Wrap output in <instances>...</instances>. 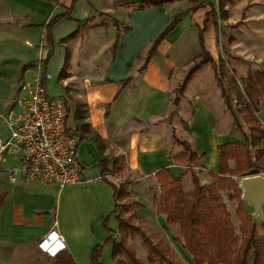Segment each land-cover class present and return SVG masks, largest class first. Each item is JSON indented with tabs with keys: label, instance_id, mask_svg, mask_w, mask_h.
I'll list each match as a JSON object with an SVG mask.
<instances>
[{
	"label": "crops",
	"instance_id": "0c3cea01",
	"mask_svg": "<svg viewBox=\"0 0 264 264\" xmlns=\"http://www.w3.org/2000/svg\"><path fill=\"white\" fill-rule=\"evenodd\" d=\"M135 1L142 0H0V118L16 104L20 110L17 90L46 67L58 83L56 96L68 99L70 130L75 129L76 107L69 96H75L85 100L93 131L122 162L119 173L105 180L97 145L80 140L78 158L86 182L61 189L11 183L8 169L17 162L8 159L0 168V264H56L63 255L74 264H91L93 249L110 237V231L120 241L119 223L111 216V183L120 186L123 175L143 205L139 217L151 223L157 218L173 233L150 200L160 195L156 174L163 169L181 178L184 190L192 181L190 168L174 159L183 151L175 137L194 144L203 155L204 167H192L201 184L212 181L210 173L220 172L218 146L244 143L211 64L197 71L179 93L202 53V32L205 48L218 62V16L212 13L217 0H177L145 10L137 9ZM196 6L159 44L141 72L153 44L174 17ZM263 111L264 100L258 113L264 125ZM193 189L194 185L185 192ZM49 236L50 249H44L41 244ZM100 261L115 264L111 242L105 244Z\"/></svg>",
	"mask_w": 264,
	"mask_h": 264
},
{
	"label": "trees",
	"instance_id": "16d2710c",
	"mask_svg": "<svg viewBox=\"0 0 264 264\" xmlns=\"http://www.w3.org/2000/svg\"><path fill=\"white\" fill-rule=\"evenodd\" d=\"M175 1L177 0H142L133 3L137 5V9L145 10L152 5L162 6ZM198 7L174 17L153 44L141 72L145 71L148 63L157 53L159 44L166 36L176 28L186 14ZM212 13L215 16L221 14L223 19L228 18L224 0H219L218 8L213 6ZM203 34L202 32L200 35L202 53L194 59V65L179 87V93L185 91L191 78L204 65L214 66L216 80L222 88V97L233 115V124L243 137L244 143L234 142L218 146L220 172L210 173L212 181L208 184H201L199 177L193 174L194 189L189 193L184 192L181 178H175L167 169L159 171L156 178L161 194L154 199L153 205L158 215L166 217L169 226L178 227L179 237L176 241L182 242L181 246L192 264H249L251 258H253V264H262L263 254L258 245L257 224L252 217V212L241 200L242 191L239 188V180L242 177L264 173V146L262 145L264 126L258 118L261 102L264 100V72L247 75L244 80L246 99L242 106L234 110L232 97L221 78L220 63L217 67V63L209 55L203 44ZM69 60L70 56L67 57L65 70L69 67ZM45 69L46 67L44 71ZM69 98L76 107L75 129L71 132L77 135L81 142L90 141L97 145L102 156V161L99 163L102 168V177L109 181L111 176L121 170V157H114L108 151L109 147L102 137L93 131L91 123L88 122V108L85 100L75 96H69ZM243 124L247 127V131ZM175 141L183 148V151L174 157L176 163L189 168L198 165L204 167L203 155L198 152L194 144L187 140H179L177 137ZM111 185L114 191V209L111 216L115 215L119 223L120 241H116V234L110 231V237L93 249L91 264H102L100 261L102 250L109 242L113 245L115 264H144L139 259L135 248L128 244L132 234L143 237L144 243L148 246L150 264H186L173 254L172 248L165 244L164 240L153 242L133 223V219L139 215L138 211L128 217L125 216L128 210L134 207L139 210L143 208V205L135 200L122 203V199L129 196L128 191L123 185L117 186L112 183ZM224 193L228 194L231 202L237 203L235 214L239 222L238 228L227 208ZM56 264L74 263L69 255H63Z\"/></svg>",
	"mask_w": 264,
	"mask_h": 264
},
{
	"label": "built area",
	"instance_id": "2783aa9c",
	"mask_svg": "<svg viewBox=\"0 0 264 264\" xmlns=\"http://www.w3.org/2000/svg\"><path fill=\"white\" fill-rule=\"evenodd\" d=\"M53 78L40 67L31 81L20 86V110L12 108L6 117L9 136H0V164L8 159L17 162L8 169L11 183L63 189L86 182L78 158L80 138L69 128L68 99L49 93L47 83ZM50 236L42 242V248L50 249Z\"/></svg>",
	"mask_w": 264,
	"mask_h": 264
},
{
	"label": "rangeland",
	"instance_id": "374dc122",
	"mask_svg": "<svg viewBox=\"0 0 264 264\" xmlns=\"http://www.w3.org/2000/svg\"><path fill=\"white\" fill-rule=\"evenodd\" d=\"M224 2L228 18L227 20H225L222 18L221 14H218V25L216 27L218 35L217 67L218 63H220L221 78L225 83V87L228 93L232 97L234 110H237L240 106L244 104V101L246 99L244 92V80L246 79L247 75L249 73L264 72V0H224ZM217 7H219V0H217ZM210 67L214 66L210 65ZM56 84L58 83H56L55 80H51L49 83L48 89L53 95H51L52 97H58L56 95H60L59 89L57 88ZM220 90H222L221 87ZM17 91L19 94V90ZM12 104L13 103H11L10 108ZM16 105L17 106L13 107L15 111L18 108V104ZM10 110L11 109H9V111ZM9 111H7V113L0 118V136H2L4 139H7L9 136V129L7 127L6 122V117H8ZM262 118L264 119V111L262 114ZM226 119V116H224L222 121H226ZM260 122L263 123L262 120ZM243 126L247 131V127L244 124ZM4 164L5 163L0 164L1 169L4 168ZM197 171L198 170L190 168L191 175H197ZM122 177L126 180L127 175H123ZM125 180L123 184L120 185L124 186L126 191H128L129 196L122 199V203L131 200L140 202L137 196L131 190L129 186V180ZM189 183L190 184L188 185L186 184V189L193 188L191 180ZM223 196L227 208L230 214L232 215L234 224L238 228L239 222L235 214L237 203L231 202L227 193H224ZM158 197H153V201L155 198ZM153 201L150 200V203H152L150 204L151 206L153 205ZM135 211L139 210L134 207L128 210L125 216L128 217ZM249 211L253 213V209H250ZM149 212L150 209H148L147 213ZM149 220L150 222H144L138 215L136 218L133 219V223L139 229H141L146 234V236H149L153 242L164 240L165 244L169 245L172 248V252L176 257L181 259L186 264H192L189 259V256H187L186 252L178 245H181L182 242L176 241V238L179 237L178 227L171 226L173 229V233H170L161 227L157 218L153 219V223H151L150 218ZM263 223L264 215L263 221L260 219H256V224L258 227V245L263 254L262 264H264V232H262ZM174 236L176 238H174ZM128 244L132 245L135 248L139 259L144 264H150L148 262V246L144 243L143 237L141 235H130L128 239ZM122 259L126 260L125 257H122ZM249 264H253V258H251Z\"/></svg>",
	"mask_w": 264,
	"mask_h": 264
},
{
	"label": "water",
	"instance_id": "95a60500",
	"mask_svg": "<svg viewBox=\"0 0 264 264\" xmlns=\"http://www.w3.org/2000/svg\"><path fill=\"white\" fill-rule=\"evenodd\" d=\"M175 106L170 110L172 115ZM239 188L242 191V201L246 204L247 208L253 209L252 217L263 221L264 215V175L257 174L242 177L239 180Z\"/></svg>",
	"mask_w": 264,
	"mask_h": 264
}]
</instances>
